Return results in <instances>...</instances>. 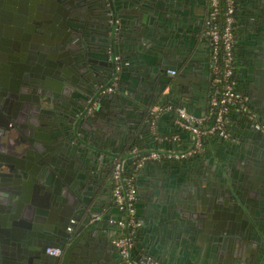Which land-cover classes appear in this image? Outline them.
Masks as SVG:
<instances>
[{"label": "water", "instance_id": "1", "mask_svg": "<svg viewBox=\"0 0 264 264\" xmlns=\"http://www.w3.org/2000/svg\"><path fill=\"white\" fill-rule=\"evenodd\" d=\"M26 1L19 2L20 28L37 36L14 41L17 51L0 38V103L17 117L2 133L7 158L0 160V264H111L106 242L112 235L102 232L106 220L100 215L108 175L96 167H109L135 143L138 124L150 128L142 119L157 100L177 103L180 91L182 105L193 112L186 102L195 89L210 90L209 61H200L202 44L188 30L197 0H37L35 11L45 15L33 19ZM250 3L253 27L243 61L253 80L264 84V0ZM6 9L0 8L1 17ZM113 15L119 22H111ZM116 55L130 63L118 70ZM172 66L180 76L166 72ZM116 75L119 83L107 90ZM262 108L258 114L264 115V100ZM245 126L252 144L238 145L236 136L226 141L246 153L241 161L233 152L217 161L158 164L160 172L145 180L146 226L164 232L176 254L209 237L219 264H264V131ZM11 138L17 144L10 148ZM120 139L128 145L116 150L112 143ZM77 154L83 164L75 177L65 167ZM39 213L44 218L36 221ZM38 241L44 249L61 246L64 255L45 258L34 248ZM146 247L160 261L157 251H167L158 242ZM176 254L160 263L176 264Z\"/></svg>", "mask_w": 264, "mask_h": 264}, {"label": "crops", "instance_id": "2", "mask_svg": "<svg viewBox=\"0 0 264 264\" xmlns=\"http://www.w3.org/2000/svg\"><path fill=\"white\" fill-rule=\"evenodd\" d=\"M37 0H27L26 3L32 7V11L30 14V18H37L36 15L41 14V16H44L43 12L41 10L35 11L36 9V2ZM19 2L24 3L23 0H11L4 1L0 0V8H10L9 13L3 17V19L7 20L4 22L10 23L12 25V30H8V34L11 32H15V35H13L16 40H18L20 37L25 35L28 30L19 28L20 23L22 20V14L19 13ZM250 0H239V3L237 5V47H236V65H237V75H238V84L242 90L247 92L251 97V105L253 109L257 112L258 110L263 111V100L264 96L262 95L264 92V84L260 80L254 81L253 76L248 72V69L246 67V63L243 61L245 60V55L249 54L248 47H250L251 38V28L252 26V8H251ZM39 9V8H38ZM208 0H197V3H193L192 7V14L190 15L188 25V30H191L194 35L198 38L197 42L201 43V51H199L200 55V61H209L210 67L206 68L207 72L211 75L210 77V85L212 84V80L214 77V71L212 67V60H211V54H212V46L210 41L202 35L203 30L207 26L208 20H209V13H208ZM7 10V9H6ZM34 14V15H33ZM62 15V14H61ZM31 35L37 36V34L34 31L29 32ZM53 33V32H52ZM22 35V36H21ZM54 33L52 34L53 37ZM34 38V37H33ZM171 68H176L175 66H172ZM177 69V68H176ZM169 75L173 77L180 76V70H177V73L174 75L170 73L167 69L166 71ZM167 74V77H168ZM124 80L128 81L131 79L130 75L128 73H125L122 75ZM123 82L127 85L126 81ZM205 86V85H204ZM180 89L181 87H177ZM176 91V90H175ZM210 90H208L206 93L204 92V88H198L195 89L194 96L190 100L188 105H190L191 110L196 114H205L208 112L209 109V95ZM209 92V94H208ZM177 105H182V97L180 91H177L176 95ZM181 97V98H180ZM153 101V100H150ZM164 100H157L155 103L163 102ZM154 103V104H155ZM150 108V107H149ZM105 109V108H103ZM148 115V114H147ZM261 114H258V117H260ZM264 116V115H263ZM149 115L143 117V121H148V124L150 125V122L148 120ZM229 122V129L231 132H233L232 135V143H233V136H236V140H238L236 143L239 144H252V130L249 131L247 126H245V120L243 117L238 115L237 113H231L228 118ZM141 124H138L136 131L133 135V138H140L143 140L144 145L146 147H156V145L161 146H176V147H189L193 143V135L190 131L186 129L180 128V125L177 123L175 116L172 113H164L162 114L157 122H156V128L155 131L151 128L145 131ZM142 132L140 133L139 131ZM139 133V135H137ZM179 137L177 139L174 138V135L177 134ZM228 139L220 137L218 135H208L204 138V151L199 156L193 158L197 160H222L225 158H228L232 155L233 152L245 156L246 153L242 152L241 150L232 149L230 145L227 144ZM128 145L126 140L123 139L114 141L112 143L113 148L116 150L124 149V147ZM130 148V147H129ZM129 148L125 150L124 153H121L120 155H124L128 153ZM192 159V160H193ZM75 162H71V166L65 167L66 172H71L70 174H73L75 177L81 173V166L82 162H80V159L78 161V154L74 159ZM173 163L172 161H164V162H150L146 165H144L139 171H138V177H136V184H137V217L139 220L144 221L145 224L140 223L138 228L135 230V249H134V255H140L141 253H147V247L146 244H150L151 242H158L160 247H164L167 251H171L172 253H168L165 250H159L157 251V255L161 261L157 260L159 263L162 261H169V256H175L176 249L178 247H174V249H169V242L168 239L165 237L164 232L160 233L154 230V227L146 226L148 223L149 215L148 212H150L149 209V202L147 199V188L148 184L145 180L147 178H150L152 174H156L157 172H160L158 170H155L158 166V164H169ZM92 164V162H91ZM93 165V164H92ZM97 166V163H95ZM96 172H99V175L102 173H105L107 170V166L104 164H99L96 167ZM143 170V171H141ZM31 189L34 191V185L30 186ZM101 198L104 199V204L102 205L103 209L101 212V217L104 216V225L102 226V232H107L110 235H112L111 240L109 242H106V245H109L111 250L107 249L109 257H111V264H126L124 258L119 253L118 249L113 245L112 239L117 234L118 230L116 227H118L117 219H120L122 216V211L116 204L112 191H109L107 188L105 190H101ZM146 194V196H145ZM112 203V205H110ZM40 214V213H39ZM36 214L39 221L40 219L43 220L44 216L42 214ZM42 217V218H41ZM35 222V219L34 221ZM111 224H115V228H112ZM241 230V229H240ZM243 231V230H242ZM241 240H244L245 237L240 236ZM162 239V240H160ZM210 244V245H209ZM245 249V261H247V254L251 253L250 249L248 248V244L244 243ZM251 247H253L251 245ZM168 248V249H167ZM173 250V251H172ZM103 251V252H107ZM178 259L176 264H219L218 263V254H215V250L213 247H211V240L208 238H201L195 239L192 242H190L186 247L182 248L181 253L176 254ZM156 258V257H155ZM157 259V258H156ZM236 264L232 260H226L225 264ZM162 264V263H160ZM248 264V262H247Z\"/></svg>", "mask_w": 264, "mask_h": 264}, {"label": "built area", "instance_id": "3", "mask_svg": "<svg viewBox=\"0 0 264 264\" xmlns=\"http://www.w3.org/2000/svg\"><path fill=\"white\" fill-rule=\"evenodd\" d=\"M239 0H208L209 20L202 32L212 46V67L214 77L209 95V109L205 114H196L185 106L163 101L153 104L149 110V122L155 131L158 118L164 113H172L180 128L190 131L193 143L189 147L161 146L146 147L134 143L128 153L115 157L111 171L112 195L122 211V216L117 219L118 232L113 237V245L118 249L126 264H160L156 258L148 253L134 255L135 230L140 224L137 217V184L138 171L150 162L164 161H189L199 156L204 151V138L208 135H218L231 138L228 118L231 113H237L249 122L256 130L264 131V124L259 120L257 112L251 105L250 95L242 90L238 84L236 47H237V5ZM119 22V18L115 19ZM116 59L120 56L116 55ZM129 60L119 59L116 68L128 65ZM176 68H169L172 74L177 73ZM119 83V75L107 90H114ZM167 88L166 91H168ZM93 107H90V110ZM179 137L178 133L174 138ZM134 171L127 174L129 165ZM76 222L74 218L71 223ZM73 229L72 225L68 226ZM47 251L53 255H60L62 249L50 245Z\"/></svg>", "mask_w": 264, "mask_h": 264}, {"label": "flooded vegetation", "instance_id": "4", "mask_svg": "<svg viewBox=\"0 0 264 264\" xmlns=\"http://www.w3.org/2000/svg\"><path fill=\"white\" fill-rule=\"evenodd\" d=\"M112 13V12H111ZM7 15V14H6ZM3 17L0 16V38L1 39H4V40H10L12 41L11 45H10V51H17L18 50V43H15L14 41H17L15 38H13L15 35V32H11L10 34H8V30L11 29L12 30V25L10 23H7V22H4V21H7L5 19H2ZM111 22H115L114 20V15H113V18L111 19ZM20 28V27H19ZM30 31L26 32L25 34H29ZM22 36V35H21ZM25 36V35H23ZM22 36V37H23ZM4 51V50H2ZM3 70L0 68V73L2 72ZM16 121H17V117L14 116V114L12 113H6L3 109V107L1 106V103H0V160H4L7 158L6 154L7 153H4L5 151V148H6V144H4L5 142V136H3V131L7 128V127H10V126H15L16 125ZM13 137H16L15 135H13ZM12 139V138H11ZM19 139V138H18ZM17 139V140H18ZM11 142V143H10ZM15 144H17V142L15 141V139H12L9 141V146L10 148L11 147H14ZM241 156L240 155H237L236 159H238V161H241ZM113 162H114V157L112 158L111 162L109 163V167L107 166V179L105 180L106 183H108L107 185V189L109 191H112V182H111V171H112V167H113ZM32 192H33V189H31L30 191V197L32 198L33 195H32ZM73 226V224H72ZM67 229L68 231H73L74 230V226H73V229L72 230H69L68 226H67ZM44 242H36V244L34 245V248H36L38 250V252L44 256L45 258H54V257H51V256H63L64 255V250L61 248V246H58L62 249V253L60 255H53V254H50L48 251H47V247H49L50 245H54V244H50L49 246L46 247V249H44ZM56 246V245H54Z\"/></svg>", "mask_w": 264, "mask_h": 264}, {"label": "trees", "instance_id": "5", "mask_svg": "<svg viewBox=\"0 0 264 264\" xmlns=\"http://www.w3.org/2000/svg\"><path fill=\"white\" fill-rule=\"evenodd\" d=\"M135 143L142 145V146H145L143 140L140 138L135 139ZM133 171H134V167H133V165L130 164L128 166V169H127V174L131 175L133 173Z\"/></svg>", "mask_w": 264, "mask_h": 264}]
</instances>
